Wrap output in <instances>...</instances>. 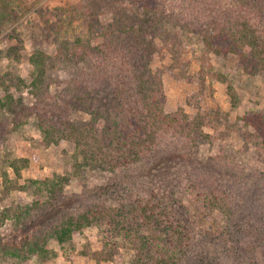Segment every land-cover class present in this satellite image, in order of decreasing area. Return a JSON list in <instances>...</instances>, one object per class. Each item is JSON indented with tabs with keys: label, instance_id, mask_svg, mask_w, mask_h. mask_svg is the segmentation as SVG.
Listing matches in <instances>:
<instances>
[{
	"label": "trees",
	"instance_id": "16d2710c",
	"mask_svg": "<svg viewBox=\"0 0 264 264\" xmlns=\"http://www.w3.org/2000/svg\"><path fill=\"white\" fill-rule=\"evenodd\" d=\"M10 2L0 0V6ZM75 7L88 39L67 49L64 57L74 67L60 92L52 98L45 90L36 101L44 144L66 140L73 150L65 176L34 182L38 191L46 188L52 202H36L41 210L54 211L47 233L62 244L75 232L101 226L100 249L87 252L94 264L111 261L123 243L132 251L131 264H184L195 244L215 235L235 252L242 234L250 242L249 257L264 254V220L246 232L235 231L242 205L217 175L234 171V164L221 165L214 157L209 170L193 165L177 176L178 163H189L208 137L201 128L215 126L199 110L165 112L162 74L150 66L163 49L182 56L188 45L182 36L190 33L201 44V70L215 55L233 57L249 76L264 73V0H80ZM36 68L42 73L44 65ZM226 89L233 97L229 83ZM238 123L244 142L264 160V114L245 113ZM143 162L148 163L138 165ZM85 168L114 174L123 196L112 205L55 210L64 201V187ZM177 194L183 195L181 204L193 208L189 219L175 210Z\"/></svg>",
	"mask_w": 264,
	"mask_h": 264
},
{
	"label": "rangeland",
	"instance_id": "374dc122",
	"mask_svg": "<svg viewBox=\"0 0 264 264\" xmlns=\"http://www.w3.org/2000/svg\"><path fill=\"white\" fill-rule=\"evenodd\" d=\"M10 1L0 6V264H94L87 252L100 249L102 227L85 228L73 233L69 241L56 243L47 233L54 211L41 210L36 203L52 202L46 188L40 186L38 191L39 184L34 183L65 176L71 170L72 144L66 140L44 144L36 123L41 112L36 101L45 90L52 98L60 92L61 82L74 67L64 57L67 49L71 43L88 39L80 10L75 7L80 0ZM182 37L188 43L182 56L177 58L178 53L163 49L151 61L152 70L162 74L163 109L190 115L199 110L215 128H201L208 137L197 144L189 163H178L181 170L177 176L193 165L209 170L214 157L221 165L234 164V171L225 169L217 175L242 205L235 231L246 232L264 220V160L244 142V129L238 121L245 113L264 114V73L249 76L233 57L215 55L208 56L201 70L200 42L190 33ZM40 64L44 65L42 73L36 68ZM228 83L233 97L227 92ZM83 171L81 178H72L64 187L60 199L64 201L55 210H82L95 202L112 205L123 196L114 174L92 168ZM175 197V210L189 219L191 204H181L182 194ZM4 211L13 216H2ZM239 239L235 252L220 235L198 242L184 264L264 263V254L249 257L246 253L247 236L240 234ZM131 261L132 251L123 243L113 259L102 264Z\"/></svg>",
	"mask_w": 264,
	"mask_h": 264
}]
</instances>
